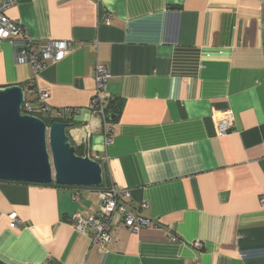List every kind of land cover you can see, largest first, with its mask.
<instances>
[{"label":"crops","instance_id":"0c3cea01","mask_svg":"<svg viewBox=\"0 0 264 264\" xmlns=\"http://www.w3.org/2000/svg\"><path fill=\"white\" fill-rule=\"evenodd\" d=\"M7 13L24 36L72 46L35 75L18 40H0V87L48 88L52 107L79 108L68 134L77 147L89 140L106 181L0 180V261L264 264V0H17ZM98 64L110 99L124 101L110 143L90 108ZM228 110L234 127L220 136ZM112 185L154 225L134 231L116 213L101 246L70 220L95 214Z\"/></svg>","mask_w":264,"mask_h":264},{"label":"water","instance_id":"95a60500","mask_svg":"<svg viewBox=\"0 0 264 264\" xmlns=\"http://www.w3.org/2000/svg\"><path fill=\"white\" fill-rule=\"evenodd\" d=\"M25 90L20 84L0 87V180L69 187H100L102 164L92 158L89 140L77 154L68 129L73 124L24 113ZM111 122L118 118L108 114Z\"/></svg>","mask_w":264,"mask_h":264},{"label":"built area","instance_id":"2783aa9c","mask_svg":"<svg viewBox=\"0 0 264 264\" xmlns=\"http://www.w3.org/2000/svg\"><path fill=\"white\" fill-rule=\"evenodd\" d=\"M17 0H0V40L15 39L17 41V58L20 61L31 64L35 75H38L49 62H57L63 59L71 50L72 42L67 40H50L47 42H39L31 37L24 36V25L8 16V10L16 4ZM112 15L108 14V21ZM20 35H23L20 37ZM110 72L105 65L98 64L96 66L95 94L92 97L90 108L101 117L104 125L106 143L114 140L113 125L107 120L106 107L110 101L107 92V82ZM36 99L31 100L25 94V100L22 106L24 113L33 115H49L56 118H69L79 112V108L63 107L54 108L48 103L50 92L48 88H37L32 91ZM31 96V95H30ZM235 116L231 110L223 112V116L217 120V133L220 136L227 135L233 130ZM130 192L120 191L114 185L102 188L99 192L101 199L99 210L91 216L76 215L71 219L72 226L81 232L91 235L94 242L101 246L113 240L112 226L116 213L120 214L127 227L134 231H138L145 227L154 225V220L148 219L142 215H136L132 211L127 210L120 204L122 198L128 197ZM77 197V196H76ZM264 203V198L262 199ZM148 207L147 203L142 204ZM12 228H17L22 221L16 213L10 214ZM195 245L200 247L202 242L196 240Z\"/></svg>","mask_w":264,"mask_h":264},{"label":"trees","instance_id":"16d2710c","mask_svg":"<svg viewBox=\"0 0 264 264\" xmlns=\"http://www.w3.org/2000/svg\"><path fill=\"white\" fill-rule=\"evenodd\" d=\"M29 99L31 100H35L36 97L35 95H31L29 97ZM123 106H124V101L123 99H110L107 107H106V112H107V120H109L108 118V114L111 112L117 116H119V114L121 113L122 109H123ZM40 117H42L44 120L47 121L48 124H51L55 121H65V122H69L71 124H73V117H69V118H56V117H53V116H49V115H41L40 114ZM111 122V121H110ZM84 153V148L83 147H77V154L79 155H83ZM103 176H104V182L103 184L100 186L102 187L104 184H105V181H106V178H105V175L103 173ZM100 187H94V188H100ZM0 264H5L3 263L2 261H0Z\"/></svg>","mask_w":264,"mask_h":264}]
</instances>
